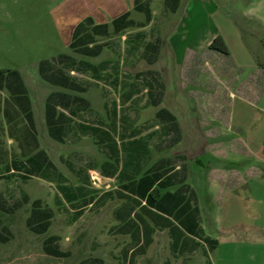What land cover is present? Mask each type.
<instances>
[{"label":"rangeland","instance_id":"374dc122","mask_svg":"<svg viewBox=\"0 0 264 264\" xmlns=\"http://www.w3.org/2000/svg\"><path fill=\"white\" fill-rule=\"evenodd\" d=\"M76 1L0 0V75L20 74L33 123L8 89L0 88V264H264V22L243 15L247 5L241 0H200L186 16L187 0L175 14L169 12L171 1L162 13L163 4L154 2L152 22L134 10L131 26L120 31L109 24L108 32L95 35L88 27L94 40L89 47L100 46L91 56L69 48L82 14L72 13ZM252 2L264 21V0ZM143 5L150 9V0ZM218 36L227 54L210 48ZM59 54L69 58L53 68L66 69L86 91L42 78L39 63ZM57 92L88 101L87 107L77 105L86 111L76 121H94L90 107L109 122L115 103L120 132L128 136L136 129L148 141V167L170 180L185 179L187 188L179 193L177 186L162 191L175 193L161 200L169 216L161 211L148 220L144 208L136 209L153 230L148 247L137 230L135 237L120 232L115 211L126 198L119 196H131L116 180L88 171L96 197L116 195L101 207H84L75 219V207L57 202V181L25 171L26 159L43 151L65 181L77 185L80 168L104 160L94 140L74 128L61 126L62 138L52 137L45 109ZM60 95L55 99L65 103ZM160 109L174 115L176 127L157 115ZM38 199L53 211L43 234L27 225ZM183 217L201 231L175 247L163 226L178 225ZM52 235L65 256L44 251Z\"/></svg>","mask_w":264,"mask_h":264},{"label":"trees","instance_id":"16d2710c","mask_svg":"<svg viewBox=\"0 0 264 264\" xmlns=\"http://www.w3.org/2000/svg\"><path fill=\"white\" fill-rule=\"evenodd\" d=\"M167 1L169 3L174 0H165L166 4ZM143 6V0H136L134 10L144 11L146 18L151 20L149 6L144 8ZM128 17L129 13H126L114 19L111 23L114 31H120L131 26V21L128 20ZM88 27L93 29V34L95 35H103L108 32L109 29L108 24L94 25L91 19H86L76 26L72 34V41L69 44V48L82 50V52L92 56L96 55L97 51L95 49L100 48V46L97 45L95 49L89 47L90 44H94V40L89 38L90 36L92 37V34L88 33ZM217 43L220 44L219 47L216 45ZM210 48L219 50L225 54L228 53L223 39L219 36L214 39ZM68 58L69 57L65 54H59L52 61H41L39 63V71L42 74V78L55 86H61L75 92L86 91V87L80 86L69 73L65 72L66 69L60 67L53 68L54 63ZM86 66L92 68L94 71L98 70L97 67L92 65L86 64ZM69 71H73L72 67L69 68ZM4 87L8 89L18 107L26 115L30 123H32L30 100L27 96V90L20 74L17 71H11L6 79L4 75H0V88L3 89ZM59 94L65 99V103L55 99ZM73 104L77 109L72 106ZM78 104L83 105V107L89 106L88 101L80 96H70L63 93H52L48 96L45 109L46 123L48 128L52 131V137L56 140L62 138L58 134V130L59 128L61 129L62 126L68 131L74 128L78 136H88L94 140L95 144L100 147L103 154L106 156V160L100 165V173L107 177H116L119 184L123 185L131 196L129 197V195H127V197H123L117 195L120 198H126V203L115 211L117 220L122 223L120 232L135 237V231L137 230L136 234L140 235V238L145 241L144 247H148L152 241L151 235L153 230L150 229L149 221L142 217V215L140 217L136 209L144 208L147 212L146 217H148V220H152L153 216L161 211L169 216L170 213H166L167 211L161 205V200L164 197H173L175 193H162V191L167 187L181 183V186L175 191L179 193L187 188L184 184L185 179L178 176L179 171H176L174 175L178 176V179L170 180L171 177L161 176L156 173V171L151 170L150 166L148 167L150 161L148 141L140 137L141 133L136 131V129H132V131L128 133V136H126L123 131L120 132L118 123L121 117L115 103H113L111 111L112 119L109 120V122L104 121V119L90 107L88 111L89 114L94 117V121L86 122L74 120L79 113L85 110V108H79L77 106ZM57 106L65 111H58ZM157 115L176 127L175 117L169 111L160 109L157 111ZM96 168V163H91L90 166L86 165L80 168L77 173L78 176L82 175V181L77 185H71L65 181L64 176L56 169L43 151H39L34 156L29 157L24 163V169L29 174L38 175L41 178L51 181H57L59 193L57 202L60 204L67 203L75 207V219L83 214L84 207L88 205H97L101 207L116 195L115 192L108 191L96 197V191L90 184L88 174L89 170H94ZM120 210H123V213H120ZM194 210L196 211V207H194ZM52 218L53 211L47 207H43L42 201L38 199L33 202V208L27 218V225L33 232L43 234L49 229ZM163 227L169 228V232L172 235V244L175 247L182 245L186 236L196 237V232L201 231L200 228L196 227L194 221H190L184 217L179 218L178 225H166ZM58 240L59 238L57 236L52 235L44 241L43 249L48 255L54 257L66 255V253L59 249ZM213 248L214 247H211L210 249L213 250Z\"/></svg>","mask_w":264,"mask_h":264},{"label":"crops","instance_id":"0c3cea01","mask_svg":"<svg viewBox=\"0 0 264 264\" xmlns=\"http://www.w3.org/2000/svg\"><path fill=\"white\" fill-rule=\"evenodd\" d=\"M135 1L136 0H77L76 1L77 2L76 11L73 10L72 13L76 12L75 14H78V13H82V14L79 16V18L75 22V24H73L74 26L72 28L71 35L73 34V32L75 30V27L81 21H83V20H85L87 18L91 19L93 21L94 25H99V24H108L109 25V24H111V22L114 19H116V18H118V17H120V16H122V15H124L126 13H129V16H131L132 13L134 12ZM175 1H177V2H175ZM187 1H188L187 4L184 6V11H183V15L184 16L188 15L187 14L188 10L196 8V5H198V2L200 0H187ZM230 1H234V0H230ZM241 1H244L245 5H247L246 8H245V11H243V15H245V16H254V17L258 16L259 19L257 18V20L260 21V22H264L262 20V18H260L261 17L260 16L261 14L259 13L260 7H256L253 2L249 3L250 0H241ZM154 2H161L163 4V9H162L161 13L164 12L165 8H166L165 7V4H166L165 0H150V14H151L150 22H152L155 19L154 12H153V3ZM180 3H181V0L171 1V5L169 7V12L172 13V14H175L179 10ZM212 5H213V7L216 10H219L218 6H215L213 3H212ZM254 9H255L256 12L252 13L251 10H254ZM107 17H109V19H107ZM71 41H72V36L70 38L69 44L71 43ZM57 93H59V92H57ZM73 96H75V95H73ZM57 110L58 111H65L64 109L60 108L59 106H57ZM105 160H106V156L104 155V160L102 162H100V163H96L97 164V168L92 170V171H98L99 175L102 178L114 179L119 184V182L116 179V177H107V176H104V175H102L100 173V169H99L100 165ZM174 186H177V188H178V187L181 186V183L177 184V185H174ZM177 188H176V190H177Z\"/></svg>","mask_w":264,"mask_h":264}]
</instances>
